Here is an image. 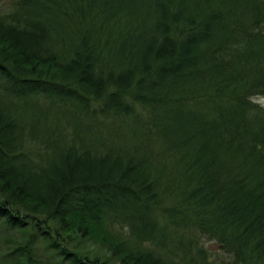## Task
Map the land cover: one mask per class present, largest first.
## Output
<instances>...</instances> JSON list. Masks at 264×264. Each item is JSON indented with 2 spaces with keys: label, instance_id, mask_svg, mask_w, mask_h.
<instances>
[{
  "label": "trees",
  "instance_id": "obj_1",
  "mask_svg": "<svg viewBox=\"0 0 264 264\" xmlns=\"http://www.w3.org/2000/svg\"><path fill=\"white\" fill-rule=\"evenodd\" d=\"M255 97L264 0H0L7 257L264 264ZM101 233L111 260L82 248Z\"/></svg>",
  "mask_w": 264,
  "mask_h": 264
},
{
  "label": "rangeland",
  "instance_id": "obj_2",
  "mask_svg": "<svg viewBox=\"0 0 264 264\" xmlns=\"http://www.w3.org/2000/svg\"><path fill=\"white\" fill-rule=\"evenodd\" d=\"M254 102L258 103L264 107V97H255ZM26 121L28 124L33 123L32 118H27ZM42 130V125H41ZM11 235V240H15V234L13 232H8ZM106 233H101L100 235L92 236L90 238H85L82 240V248L85 251H88L92 255L98 256L101 260H111L113 258L111 247L108 246ZM206 250L212 255L215 264H220L224 260L225 256L221 250L214 243H207L205 240H200ZM15 244L9 241L8 237H5L0 233V264H14L15 256L13 255L10 258L7 255L13 251Z\"/></svg>",
  "mask_w": 264,
  "mask_h": 264
}]
</instances>
